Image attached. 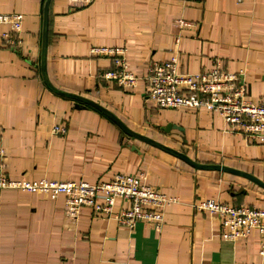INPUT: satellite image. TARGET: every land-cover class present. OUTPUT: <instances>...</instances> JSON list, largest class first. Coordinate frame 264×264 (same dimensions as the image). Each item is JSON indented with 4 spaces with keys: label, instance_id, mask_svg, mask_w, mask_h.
I'll use <instances>...</instances> for the list:
<instances>
[{
    "label": "crops",
    "instance_id": "crops-1",
    "mask_svg": "<svg viewBox=\"0 0 264 264\" xmlns=\"http://www.w3.org/2000/svg\"><path fill=\"white\" fill-rule=\"evenodd\" d=\"M45 3L0 0V12L23 14L16 49L1 35L12 27L0 25V144L6 153L0 168L15 179L89 182L143 171L147 183L177 201L166 207L161 229L145 221L130 228L89 207L72 218L65 195L2 189L0 264H264L259 232L224 239L220 215L196 207L216 199L264 208L263 187L234 173L197 169L128 135L94 107L47 87L41 71ZM180 17L192 24L177 25ZM101 45L127 48L129 67L141 77L135 88L100 77L115 68L91 55L90 48ZM178 50L185 71L209 70L217 61L228 71L242 70L248 98L259 101L264 0L50 2L47 71L57 88L103 104L134 131L196 161L228 165L264 181V143L231 132L219 113L157 106L159 116L148 122L147 66ZM60 123L67 128L63 135L53 132Z\"/></svg>",
    "mask_w": 264,
    "mask_h": 264
},
{
    "label": "built area",
    "instance_id": "built-area-1",
    "mask_svg": "<svg viewBox=\"0 0 264 264\" xmlns=\"http://www.w3.org/2000/svg\"><path fill=\"white\" fill-rule=\"evenodd\" d=\"M175 23L182 27L192 24L183 17L177 18ZM2 24L12 27V33L6 31L1 35L10 48L16 49L23 30V14L0 12ZM14 33L18 35L14 37ZM180 39L179 36L176 38L177 43ZM90 53L115 65V68L103 71L101 78L129 89L138 85L141 77L130 69L125 46H93ZM242 72L228 71L218 61L209 70H182L178 50L168 60L148 64L144 76L147 98L160 108H209L223 117L231 132L241 131L253 142L264 143V98L259 101L248 98L247 89L240 81ZM53 132L63 135L67 128L60 123L53 127ZM5 155V149L0 144V167ZM146 177V173L141 171L136 174L116 173L112 179L98 182L46 178L29 180L12 178L0 168V191L16 188L42 192L52 198L65 195L66 208L74 219L83 207H89L96 215L115 218L121 225L130 228L145 221L161 229L166 207L176 202L177 198L147 183ZM196 207L220 215L224 239L235 240L248 237L253 231L259 232L262 237L260 253L264 254L263 207L233 205L216 199H203Z\"/></svg>",
    "mask_w": 264,
    "mask_h": 264
},
{
    "label": "water",
    "instance_id": "water-1",
    "mask_svg": "<svg viewBox=\"0 0 264 264\" xmlns=\"http://www.w3.org/2000/svg\"><path fill=\"white\" fill-rule=\"evenodd\" d=\"M50 2L51 0H46L45 3V10H44V26H43V37H42V56H41V71H42V77L44 79V82L46 83L47 87L52 90L53 92L71 98L73 100H76L78 103H83L86 105H90L94 107L95 109L99 110L102 112L105 116H107L109 119L114 121L117 125H119L124 132H126L128 135H131L133 137H136L140 140H143L147 143H150L154 146H157L163 150H166L187 163H189L191 166L197 168V169H202V170H220V171H225V172H230L234 173L236 175H240L243 177H246L247 179L253 181L257 185L261 186L264 188V181L257 177L256 175L249 173L247 171L237 169L228 165H222V164H212V163H202L199 161H196L195 159H192L182 151H179L177 149H174L154 138H151L149 136L140 134L133 129H131L120 117H118L113 111L108 109L106 106L103 104L90 99L86 96H83L78 93H72L69 91H64L59 88H57L50 80L48 76V71H47V57H48V36H49V9H50Z\"/></svg>",
    "mask_w": 264,
    "mask_h": 264
},
{
    "label": "rangeland",
    "instance_id": "rangeland-1",
    "mask_svg": "<svg viewBox=\"0 0 264 264\" xmlns=\"http://www.w3.org/2000/svg\"><path fill=\"white\" fill-rule=\"evenodd\" d=\"M146 97H147V93H145ZM144 104H145V108H146V114H147V118H148V122L151 124L154 117L159 116L160 114V108H158L153 101L149 100L148 98L144 99ZM154 105V106H153ZM118 116V115H117ZM119 117V116H118ZM127 139V138H126Z\"/></svg>",
    "mask_w": 264,
    "mask_h": 264
}]
</instances>
